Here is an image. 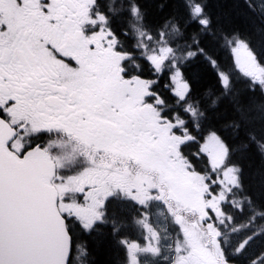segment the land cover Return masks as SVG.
<instances>
[{
    "label": "snow or ice",
    "instance_id": "snow-or-ice-1",
    "mask_svg": "<svg viewBox=\"0 0 264 264\" xmlns=\"http://www.w3.org/2000/svg\"><path fill=\"white\" fill-rule=\"evenodd\" d=\"M220 2L0 0V264H264V0Z\"/></svg>",
    "mask_w": 264,
    "mask_h": 264
},
{
    "label": "trees",
    "instance_id": "trees-1",
    "mask_svg": "<svg viewBox=\"0 0 264 264\" xmlns=\"http://www.w3.org/2000/svg\"><path fill=\"white\" fill-rule=\"evenodd\" d=\"M210 9L217 16L221 17L222 22L229 26L243 27L244 21L233 12L232 5L229 3L220 2V0H210ZM222 60H227L226 56L221 57ZM205 84L209 81L205 80ZM115 258L114 253L108 245L102 244L98 250L96 260L97 264H113Z\"/></svg>",
    "mask_w": 264,
    "mask_h": 264
}]
</instances>
